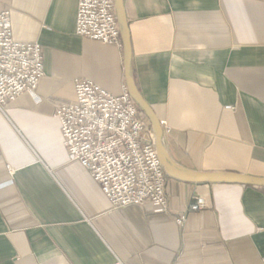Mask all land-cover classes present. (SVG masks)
Masks as SVG:
<instances>
[{"label": "crops", "instance_id": "1", "mask_svg": "<svg viewBox=\"0 0 264 264\" xmlns=\"http://www.w3.org/2000/svg\"><path fill=\"white\" fill-rule=\"evenodd\" d=\"M136 86L180 167L264 178V2L124 0ZM43 47L36 95L0 109V264H263L264 190L167 177L168 211L115 209L56 110L85 78L127 88L124 49L76 34L78 0H0ZM9 169L13 170L10 174ZM181 217V224L177 221Z\"/></svg>", "mask_w": 264, "mask_h": 264}, {"label": "built area", "instance_id": "2", "mask_svg": "<svg viewBox=\"0 0 264 264\" xmlns=\"http://www.w3.org/2000/svg\"><path fill=\"white\" fill-rule=\"evenodd\" d=\"M76 34L123 49L115 0H78ZM43 63L42 45L16 41L11 11L0 10V109L21 95H36L45 76ZM74 88L75 100L55 112L70 158L89 172L115 209L149 205L166 213L168 176L150 122L127 88L114 95L85 78L75 79Z\"/></svg>", "mask_w": 264, "mask_h": 264}, {"label": "water", "instance_id": "3", "mask_svg": "<svg viewBox=\"0 0 264 264\" xmlns=\"http://www.w3.org/2000/svg\"><path fill=\"white\" fill-rule=\"evenodd\" d=\"M115 12L124 49V65L127 90L137 108L148 119L155 136L158 158L167 176L190 183L236 184L264 188V178L235 173H199L180 167L170 157L166 148L164 129L150 105L136 86L132 73V47L129 25L124 9V0H115Z\"/></svg>", "mask_w": 264, "mask_h": 264}, {"label": "trees", "instance_id": "4", "mask_svg": "<svg viewBox=\"0 0 264 264\" xmlns=\"http://www.w3.org/2000/svg\"><path fill=\"white\" fill-rule=\"evenodd\" d=\"M139 110V109H138ZM139 112L142 114V112L139 110ZM143 115V114H142ZM143 117H145L144 115H143ZM262 190H264V188H261Z\"/></svg>", "mask_w": 264, "mask_h": 264}]
</instances>
